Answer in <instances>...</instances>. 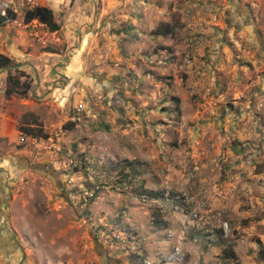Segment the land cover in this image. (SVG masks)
<instances>
[{
  "label": "rangeland",
  "instance_id": "obj_1",
  "mask_svg": "<svg viewBox=\"0 0 264 264\" xmlns=\"http://www.w3.org/2000/svg\"><path fill=\"white\" fill-rule=\"evenodd\" d=\"M55 1L0 0V264H264V0Z\"/></svg>",
  "mask_w": 264,
  "mask_h": 264
},
{
  "label": "trees",
  "instance_id": "obj_2",
  "mask_svg": "<svg viewBox=\"0 0 264 264\" xmlns=\"http://www.w3.org/2000/svg\"><path fill=\"white\" fill-rule=\"evenodd\" d=\"M26 22H31L33 20H38L45 26H47L48 30L52 33L58 32L61 30V24H59L56 20L55 13L53 9L46 6H38L32 10H29L26 13L25 17ZM166 24H160L157 30L154 32L155 35L162 36L166 39H170L174 37V33ZM14 60L10 57L0 54V71L5 69L6 67L15 66ZM8 72V81L7 87L5 91V96L7 99L12 98L13 96H20L22 98H27L29 96V92L32 89V82L28 81V77L19 74V70ZM20 75V76H19ZM26 78L27 80H23ZM134 166L133 164L129 165V167ZM123 179L126 181L131 180L132 178L129 175H123ZM152 197L157 199H163L166 197L165 193H154L151 194Z\"/></svg>",
  "mask_w": 264,
  "mask_h": 264
},
{
  "label": "crops",
  "instance_id": "obj_3",
  "mask_svg": "<svg viewBox=\"0 0 264 264\" xmlns=\"http://www.w3.org/2000/svg\"><path fill=\"white\" fill-rule=\"evenodd\" d=\"M55 0H53V2H54ZM144 1H146V0H139V3L141 4V5H147V4H145V2ZM56 2V1H55ZM156 5H157V3H156ZM150 7H152L154 10H158V9H160L161 10V8L162 7H160L159 8V6H156V7H153V5L152 6H150ZM147 8V7H146ZM161 11H164V8H162V10ZM149 17V15H148V13H146V12H144V15H139V16H137V18H136V20H134V22L137 24V25H139L140 27L142 26V27H144L145 25H143V22H146L147 20V18ZM149 19V18H148ZM146 20V21H145ZM160 21H162L161 20V16H160ZM138 32H140V36H139V38L138 39H136L135 40V43L134 44H132V45H129L128 43H127V45L128 46H132L133 47V49L134 50H136L138 53H139V51L140 52H142L143 51V43L142 42H144L143 41V37L144 38H148L149 37V34L150 33H146L145 31H142V30H138ZM83 32H81L79 35H78V38L80 39V43L78 42V49H77V53H78V55L76 56L75 55V53H74V51H72V53L71 54H74L73 56H74V60L75 61H77L78 59H80L81 60V53L83 54V49H85V45L88 43V40L87 39H89V37L87 36V34H82ZM167 40V39H166ZM175 40V39H174ZM172 43H174L175 44V41H172ZM174 44H172V47H173V45ZM182 46V44H180V45H177L176 47L178 48V51H176L175 50V47H173L172 48V54H174V55H176V53H177V55L179 54V50H180V47ZM77 48V47H76ZM44 55V54H43ZM42 55V58L44 57V59H46V58H48V56H43ZM46 55H50V53L49 54H46ZM56 65H58V66H60L61 68H63L64 67V69H62L63 71H69V69H70V67H74L75 66V64L73 63H60V64H56ZM84 68V67H83ZM198 68L199 69H201V67H199L198 66ZM197 68V69H198ZM192 74L194 75V73L192 72ZM62 74H61V72H58V71H55L54 72V76H51V74L49 75L48 74V77H45L44 78V80L43 81H41L40 83L41 84H43V83H45V81H52V83H55L56 81H59V80H57V78L56 77H58V76H61ZM199 75V74H198ZM52 77H54V78H52ZM200 79L202 80V78L200 77ZM0 80L2 81V83H3V88L2 89H0L1 91V93H3V94H5V91H6V87H7V81H8V74L7 73H3V74H0ZM143 80L145 81L146 79H144L143 78ZM203 81V80H202ZM57 83V82H56ZM198 85H201L200 83H198ZM203 85V84H202ZM202 87V86H201ZM2 98H3V100H6V98H5V96L4 95H2ZM5 197V195L3 194V192H1V190H0V203L2 202V201H4L3 200V198ZM5 202V201H4ZM6 216V213H5V211H4V206H2L1 204H0V221L1 220H5V217ZM3 229H5V231H6V233H5V231L4 232H1ZM7 231H10L8 228H5V226L3 225H1L0 224V247L2 248V250H4L5 252H7V250H9V247L11 248V247H13V246H15V244H16V239H15V236L13 235V234H10V232H9V234H7Z\"/></svg>",
  "mask_w": 264,
  "mask_h": 264
},
{
  "label": "built area",
  "instance_id": "obj_4",
  "mask_svg": "<svg viewBox=\"0 0 264 264\" xmlns=\"http://www.w3.org/2000/svg\"><path fill=\"white\" fill-rule=\"evenodd\" d=\"M84 109H86V106L85 105H80L79 106V110H84ZM166 198H168L167 200L169 201V202H171L172 204H174V205H176V209H179V205H180V203H181V198H180V196H172V197H169V195H167V197ZM159 200H153V202H158ZM184 202H185V200H184ZM183 202V203H184Z\"/></svg>",
  "mask_w": 264,
  "mask_h": 264
},
{
  "label": "water",
  "instance_id": "obj_5",
  "mask_svg": "<svg viewBox=\"0 0 264 264\" xmlns=\"http://www.w3.org/2000/svg\"><path fill=\"white\" fill-rule=\"evenodd\" d=\"M23 65H15V66H11V67H6L5 70H16V69H20L22 68Z\"/></svg>",
  "mask_w": 264,
  "mask_h": 264
},
{
  "label": "flooded vegetation",
  "instance_id": "obj_6",
  "mask_svg": "<svg viewBox=\"0 0 264 264\" xmlns=\"http://www.w3.org/2000/svg\"><path fill=\"white\" fill-rule=\"evenodd\" d=\"M0 188H1V186H0ZM3 200L5 201V198H3ZM4 201H2L0 204L2 205V206H4L5 205V202ZM5 228H7L6 226H5ZM5 231V229H3L1 232H4ZM9 232H10V234H12L11 233V231H7V234H9ZM5 233H6V231H5ZM17 241V240H16Z\"/></svg>",
  "mask_w": 264,
  "mask_h": 264
}]
</instances>
